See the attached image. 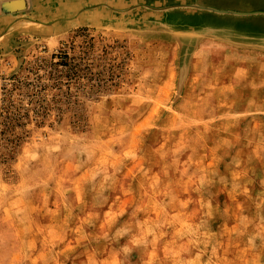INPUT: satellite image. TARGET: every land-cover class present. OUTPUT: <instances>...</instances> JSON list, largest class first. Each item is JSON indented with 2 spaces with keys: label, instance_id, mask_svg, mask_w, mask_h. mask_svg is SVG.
Masks as SVG:
<instances>
[{
  "label": "rangeland",
  "instance_id": "obj_1",
  "mask_svg": "<svg viewBox=\"0 0 264 264\" xmlns=\"http://www.w3.org/2000/svg\"><path fill=\"white\" fill-rule=\"evenodd\" d=\"M15 1L0 264H264V50L140 0Z\"/></svg>",
  "mask_w": 264,
  "mask_h": 264
},
{
  "label": "crops",
  "instance_id": "obj_2",
  "mask_svg": "<svg viewBox=\"0 0 264 264\" xmlns=\"http://www.w3.org/2000/svg\"><path fill=\"white\" fill-rule=\"evenodd\" d=\"M74 9L81 16L82 0H74ZM143 8L165 10L173 17H186L188 33L202 34V39H211L210 34H219V43L242 49L264 50V0H140ZM92 1L91 4H93ZM148 5V6H147ZM13 8L16 4H12ZM92 10L105 7L92 5ZM178 11L185 13L178 14ZM16 16L0 15V22L10 23ZM189 26V27H188ZM190 29V30H189ZM224 35V36H223ZM233 46H230L232 48Z\"/></svg>",
  "mask_w": 264,
  "mask_h": 264
},
{
  "label": "trees",
  "instance_id": "obj_3",
  "mask_svg": "<svg viewBox=\"0 0 264 264\" xmlns=\"http://www.w3.org/2000/svg\"><path fill=\"white\" fill-rule=\"evenodd\" d=\"M60 59L61 61L60 63H58V65H63L64 67H66V74H67L66 77L68 79L75 77L76 73H73L74 68H71L70 65H67V61L70 60L67 58V55L64 53L60 57ZM27 116H28L27 114H23L22 117L5 118L0 122V129L2 128L0 130V146L6 149L7 155L9 154L10 151H12V149H14L17 146V144L20 141V139L17 136L15 137L13 135L14 128L18 126L17 123L20 122V120H22Z\"/></svg>",
  "mask_w": 264,
  "mask_h": 264
},
{
  "label": "water",
  "instance_id": "obj_4",
  "mask_svg": "<svg viewBox=\"0 0 264 264\" xmlns=\"http://www.w3.org/2000/svg\"><path fill=\"white\" fill-rule=\"evenodd\" d=\"M12 4H16V7L13 8ZM23 8H24V6H23V2L21 0L1 4V10L4 13H12L14 11H21Z\"/></svg>",
  "mask_w": 264,
  "mask_h": 264
},
{
  "label": "bare ground",
  "instance_id": "obj_5",
  "mask_svg": "<svg viewBox=\"0 0 264 264\" xmlns=\"http://www.w3.org/2000/svg\"><path fill=\"white\" fill-rule=\"evenodd\" d=\"M189 27V26H188ZM190 30V29H189Z\"/></svg>",
  "mask_w": 264,
  "mask_h": 264
}]
</instances>
